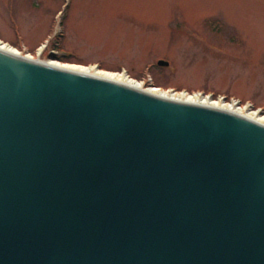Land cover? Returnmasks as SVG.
<instances>
[{"label":"water","instance_id":"water-1","mask_svg":"<svg viewBox=\"0 0 264 264\" xmlns=\"http://www.w3.org/2000/svg\"><path fill=\"white\" fill-rule=\"evenodd\" d=\"M163 95L0 50V264H264V126Z\"/></svg>","mask_w":264,"mask_h":264},{"label":"rangeland","instance_id":"rangeland-1","mask_svg":"<svg viewBox=\"0 0 264 264\" xmlns=\"http://www.w3.org/2000/svg\"><path fill=\"white\" fill-rule=\"evenodd\" d=\"M0 41L264 117V0H0Z\"/></svg>","mask_w":264,"mask_h":264},{"label":"bare ground","instance_id":"bare-ground-1","mask_svg":"<svg viewBox=\"0 0 264 264\" xmlns=\"http://www.w3.org/2000/svg\"><path fill=\"white\" fill-rule=\"evenodd\" d=\"M0 50L10 54V55H14V56H19L21 55V53H19L18 51H16L13 48H9V47H1L0 46ZM26 59L28 60H32V61H36L33 57H31L30 55L26 57ZM52 67L55 68H59L61 67L64 70L70 71V72H74V73H78V74H89V75H93L94 77L100 78V79H104L107 80L109 82H113V83H118V84H122L125 85L127 87H130L131 89L134 90H138V91H142L144 90L143 85H136L135 83L129 81V79L126 78L125 75H121V74H115V73H107V72H101V71H96L94 68H85V67H81V66H76V65H59L57 63H50ZM149 93H151L152 95H157L155 90H150L148 91ZM164 98H169V99H173L175 101L179 100L182 102H186L189 104H198L201 106H208L210 108H214L220 111H226V112H233V110L235 109L233 104L230 105H225L224 103H222L221 101L219 102H209L206 98H202L200 97L198 94L195 95H188L186 97H173L171 95H168L166 93H164L163 95ZM241 109H236V112L234 113H238ZM255 119V120H254ZM254 119H250L251 121L261 124L264 126V117L262 118H254Z\"/></svg>","mask_w":264,"mask_h":264}]
</instances>
